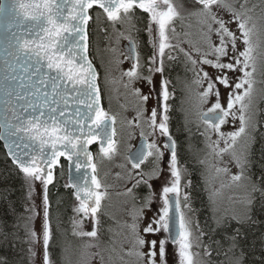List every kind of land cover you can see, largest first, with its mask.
Listing matches in <instances>:
<instances>
[{"label": "snow or ice", "instance_id": "obj_1", "mask_svg": "<svg viewBox=\"0 0 264 264\" xmlns=\"http://www.w3.org/2000/svg\"><path fill=\"white\" fill-rule=\"evenodd\" d=\"M193 11L192 16L200 17L206 28L204 38L211 41L214 34L219 43H209L210 53L193 58V51L199 53L198 48L187 51L180 47L179 42L173 44L171 32L176 33L175 22L181 18L180 12L172 0H13L10 5L0 3V13L7 17L6 34L0 45L4 53V84H3V115L0 116V139L5 141V147L12 159V163L23 174L27 185V198L30 206L26 211V232L32 244L42 239V264H52L49 253V243L53 238L50 220L49 185L54 182V171L60 166V158L69 162V182L66 188L73 189L78 204L73 208L76 217L72 220L73 235L97 238L101 224L99 214L102 201L107 193L96 176L97 167L92 162V153L88 146L100 142V154L111 159L116 151L115 122L116 117L110 115L101 105V90L97 83L96 73L92 61L88 57V23L93 19L90 10L100 9L111 22L113 27L117 23L135 27L137 10L146 13L148 24L146 31L149 42L156 51L148 57L144 64L140 62V54L136 51L137 44L129 37V53L133 55L134 63L131 69L124 73L129 83L135 80H146L152 83V75L165 72L164 57L166 49L179 48L193 66L209 65L217 70L215 77L201 67L196 72L195 83L204 86L199 92L201 104L210 103L206 111L200 113V120L218 136L210 146L219 149L217 154L234 150L241 138L245 139L242 151L237 155L233 152V160L240 172L232 176L235 182H245L247 189L246 211L243 217L233 216L232 219L240 227L226 237L228 247L217 255L228 258L229 264H246V253L242 241L246 239L241 228L245 224H255L252 210L259 201L264 209V163H261L260 174L251 173L252 146L256 142L260 121L251 112V96L253 91V73L256 71L254 63L253 34L255 24L252 23L251 12L255 8L249 7V0H189ZM221 12H227L231 19L225 20ZM100 13H97V19ZM235 24L236 30L230 28ZM156 32L153 38V32ZM239 33V34H237ZM123 35V33H121ZM187 35V33H185ZM238 42L243 45L239 50ZM231 53V54H230ZM215 59H208L207 55ZM228 57V62L222 58ZM169 60L174 57L169 53ZM229 72L242 73L235 80ZM146 73V74H145ZM169 81L161 82L162 96L165 101L171 97L168 91ZM228 90L226 106L221 103V91L217 85ZM127 86V85H126ZM141 101L146 102L148 96L141 95L140 89H134ZM214 97V101L210 98ZM169 107L164 105L163 113L157 109L151 111L148 126L152 133L157 131L160 136L167 137V143L161 146L155 141L146 142L129 158L132 170L141 169V165L149 162L151 170L145 172L130 171L129 178L132 187L143 185L149 190L143 197V204L133 216V223L129 226L132 233V247L125 252L134 255L138 264H168L166 259V244L176 245L178 264H195L193 253L192 221L186 216L185 209L192 212L190 194L181 190L182 169L178 166L177 145L169 132ZM239 113L240 127L233 132L224 133L221 126L231 117L237 119ZM143 112L137 113V118ZM223 141L224 147L219 148ZM165 150L170 152L168 170L171 181L162 187L159 194L163 201L158 219H154L143 228L144 233H167L165 239L152 240L150 247L144 251L145 239L141 236L137 221L142 217L152 197L151 180L159 178L163 169L161 163L165 157ZM151 158V159H150ZM264 161V150L261 153ZM88 169H91L89 174ZM73 170L75 175H73ZM228 170L217 169V172ZM39 182L42 188V230L37 234L30 227L33 218L39 216L35 200V185ZM190 181L188 184L190 185ZM127 192L131 193L132 188ZM85 220H91L92 230H84ZM153 224L156 227H153ZM217 225L223 227V222L217 220ZM196 228L199 229L197 223ZM206 235L200 230L197 237V247L202 246L204 255L211 258L212 248L202 244L200 238ZM219 245V242H215ZM264 249V239L261 240ZM95 247V245H89ZM31 257L36 252L29 248ZM96 255H99L97 253ZM103 260V257H101ZM260 264H264V256L260 257Z\"/></svg>", "mask_w": 264, "mask_h": 264}, {"label": "rangeland", "instance_id": "obj_2", "mask_svg": "<svg viewBox=\"0 0 264 264\" xmlns=\"http://www.w3.org/2000/svg\"><path fill=\"white\" fill-rule=\"evenodd\" d=\"M173 4L176 6L177 10L180 12L181 18L177 20L178 28L181 29L176 33L179 39V43L184 46L187 51H192L193 47L198 48L199 53L193 51V58L199 59L201 55L210 53L209 43H219L217 37L213 34L211 41L204 38V32L206 28L201 22L200 17L192 16L190 13H184L180 8L179 0H172ZM255 6L253 11L250 13L252 16V23L255 24L254 34L252 37L254 45V63L256 71L253 73V91L251 96L252 108L251 112L253 114L258 113V103L262 96V73L264 70V7L262 6V0H249V7ZM93 29L94 36L91 43V56L100 70V82L101 86L105 92L107 111L119 110L122 103L125 102V107L132 105L133 98L136 97L129 91V88L122 82L118 77H113L116 73L111 72V66L114 65L113 57L111 54V41L108 37L107 31L104 27L109 25L106 16L102 13L100 9H93ZM97 13H100L97 19ZM225 20H230L231 17L227 12H221ZM231 30L235 31V24L230 25ZM183 31V32H182ZM118 33L115 29H112L111 34ZM187 33V35H185ZM239 34V33H237ZM113 36V35H112ZM111 36V39H112ZM181 46V48H182ZM239 50H243V45L238 42ZM231 54V53H230ZM119 53L117 52V58H119ZM121 58V57H120ZM208 59H215L211 54L207 55ZM223 62H228V57L222 58ZM200 65V64H199ZM205 70H210V75L215 77L217 70L211 68L209 65H200ZM197 71L200 70L198 64L194 66ZM228 75L235 80L236 77L242 75L239 72H229ZM190 76V75H189ZM193 84L187 87L188 95L185 99L184 106V116L186 121L195 126L196 128H201V134L198 135L200 145L198 148L191 147V151L196 156V160L199 162L200 166V176L203 181L204 186L207 188L208 194L210 196L212 207L214 211L215 220H225L233 216L243 217L246 211V198L247 189L245 187V182H235L232 180V176L240 172L233 160V152L239 154L245 144L246 138H241L238 140L235 149L229 152L217 154L219 149L213 150L210 145L218 139V136L213 132L207 125L200 120V113L206 111L208 104H201L199 100V92L203 91L202 87L195 83L196 77L192 75ZM218 88L221 91V103L226 106L228 90L224 89L223 86L218 84ZM102 89V91H103ZM214 97L210 98V101H214ZM128 116V115H127ZM239 113L237 112V119L233 121L231 117L228 118V122L221 126V131L224 133H230L236 131L240 127ZM258 115H254L257 118ZM130 122L125 121L124 124L117 125V139H116V151L112 154L111 159L104 158L100 154V148L97 150L95 165L97 167L96 176L103 185L102 190H106V197L102 201L101 212L99 218L108 217V219H102V229L105 228V232L102 230L97 238L81 237L78 235H73V230L70 235H68L62 243L63 254L66 258L67 264H138V261L134 255H126L125 252L128 248L132 247V233L130 225L133 223V216L138 208L143 204L141 197L138 200L135 198L140 195L146 187L142 185V190L138 192H127L128 184L131 181L129 178L130 171H140L145 172L151 170L153 165L146 162L141 169L132 170V165L129 161L128 151L130 146L134 142L135 134L133 135L130 129ZM198 126V127H197ZM190 147V146H189ZM223 141L220 142L219 148H223ZM194 148V149H193ZM167 158L164 160V164L160 165L163 171L161 172L159 178H154L150 181L152 184V191L156 193L152 197L151 204L144 208L142 217L137 221L139 225V230L141 236L147 242L144 251H147L150 247V242L156 240L157 237L154 233H144L143 228L149 223H152L154 219H158L160 209L163 207V201L160 198V193L162 187L169 183L172 179L171 173L168 170ZM180 160V159H179ZM178 166L182 169L181 178V190L182 194L187 192V182L189 177H184L186 170V164L179 162ZM227 169V172L220 171L217 169ZM41 186V185H40ZM41 190L42 193V188ZM135 196V197H134ZM78 204L76 199L72 198V206L75 207ZM186 216L192 221L193 229V253H199L200 247H197L198 243L197 237H199V230L196 228L194 215L191 212L184 210ZM41 213V212H40ZM76 214L73 211L71 216V223ZM70 220V219H69ZM43 216L37 217L35 223V230L38 235H40L42 230ZM88 220L84 222V230L91 231L87 229ZM153 227H156L153 224ZM62 234V233H61ZM203 237L200 238L202 242ZM89 245H95V247H89ZM172 249H166L167 256L166 259L168 264H178V251L176 250V245H171ZM99 253V255H96ZM200 255V253H199ZM199 255H194L195 264H204L199 262ZM43 257V245L42 239L39 241V251L36 257V264H42ZM103 257V260H101Z\"/></svg>", "mask_w": 264, "mask_h": 264}, {"label": "trees", "instance_id": "obj_3", "mask_svg": "<svg viewBox=\"0 0 264 264\" xmlns=\"http://www.w3.org/2000/svg\"><path fill=\"white\" fill-rule=\"evenodd\" d=\"M181 10L184 13H191L193 8L189 0H179ZM264 7V0H262ZM92 19L90 21L91 37L94 36ZM177 22V21H176ZM176 23V29L179 31ZM183 32V31H182ZM180 44V43H179ZM182 45L180 44V47ZM182 48H184L182 46ZM185 49V48H184ZM179 50V48H178ZM180 52L179 61H175L172 65L175 71L181 75L186 72L187 60L183 52ZM189 61V60H188ZM190 62V61H189ZM262 96L258 103V116L260 121L259 131L256 135V142L252 146V167L251 173L255 176L260 174L261 153L264 150V70L262 73ZM175 130L178 135L180 147L182 149V160L186 164L184 177H189L187 182V192L190 194V202L194 215L195 225L199 224V231L203 230L206 235L203 236L202 244L209 245L212 248L211 258L204 255L203 247H200L199 262L204 264H229L228 258L224 255H217V252H223L228 247L227 236L231 235L235 228L240 227L236 221L230 218L223 220V227L217 225L214 217L212 202L208 194L207 188L204 186L200 172L199 162L191 151V147L198 148L200 141L198 135L201 134V128H196L188 121L182 111L174 115ZM190 146V147H189ZM97 154L98 147H94ZM193 148V149H194ZM54 182L50 184L48 196L50 204V220L53 230V238L49 243V253L52 264H67L63 254L62 243L64 239L72 233L73 227L71 216L73 215L72 198L73 189L66 188L68 183V162L62 159L60 166L54 171ZM39 182L35 185V195L33 199L37 206V211L41 212L39 216H35L29 225L35 229L37 217L42 216V193L39 189ZM41 188V186H40ZM27 198V185L23 174L12 163V159L8 156L3 142L0 139V264H36V257L39 251V242L32 244L26 232L27 217L30 215L26 208L30 206ZM255 224H245L241 231L245 234L246 239L242 241L246 255V264H260V257L264 256V249L261 246V240L264 239V209L259 206V201L252 210ZM108 219V217H103ZM100 221L102 224V219ZM70 219V220H69ZM100 224L98 234L102 225ZM36 231V230H35ZM62 233V234H61ZM215 242H219V245ZM36 252L35 257H31L29 248Z\"/></svg>", "mask_w": 264, "mask_h": 264}, {"label": "flooded vegetation", "instance_id": "obj_4", "mask_svg": "<svg viewBox=\"0 0 264 264\" xmlns=\"http://www.w3.org/2000/svg\"><path fill=\"white\" fill-rule=\"evenodd\" d=\"M93 17V13H92ZM94 19V17H93ZM175 22V28H176ZM148 24V16L146 13H142L140 10H137V19L135 20V27H130L127 24H120L117 23L115 27L110 23L106 27H104V30L107 31L108 37L111 41V54L113 59L114 65L111 66V72L116 73L115 75H112L113 77H118L122 80V82L127 85L129 88V91L132 92L133 95L136 97L133 98L132 105H129L128 107H125V102L122 103V106L119 107V110L117 111H107V104L105 103L107 100L105 98V92L104 89L102 91L103 94V100H104V110L108 112L110 115L116 117L115 122V130L117 133V125L124 124V122L127 120L130 122L131 126L130 129L133 128L132 133L135 134L134 142L130 146L129 152L135 148L141 138H146L147 142L155 141L157 144L161 146V149H163V145L167 143V137H163L159 135V132L157 131L155 134L152 133V129L148 126V118L151 115V111L155 108L158 110L159 113H163L164 105L167 104L169 107V111L167 115L169 116L168 126H169V132L172 135L173 139L176 141L177 145V158L179 162H184L182 160L181 152L182 149L180 147L178 135L175 130V123H174V115L178 113L179 110L182 111V114L184 115V106H185V99L188 95L187 87L191 84H193V78L191 79L192 75L194 78L196 76V68L191 64V62L188 61V59L182 60L183 63H187L186 72H183L181 75L178 74V69L174 68L172 65L175 61H179L180 52L178 48L174 49H166L165 50V57H164V66H165V72L163 74V77L160 73H154L152 75V83L149 84L146 80H135L131 83H129V79L127 76L124 75L125 72H127L129 69L132 68L133 63L135 62L133 59V55L129 53V37L131 40H134L137 44L136 51L140 54V62L141 64H144L148 57L152 56L153 53L156 51L153 49L152 44L149 42L150 37L148 32L145 30L146 26ZM112 29H115V34L112 33ZM91 32V28H90ZM123 33V35H121ZM113 35V36H112ZM169 35L172 37L171 42L173 44H176L179 42V39L177 36H174L171 32H169ZM112 36V39H111ZM156 32H153V38H155ZM93 37L90 35V43H92ZM184 47V46H183ZM186 50V49H185ZM117 52L119 53V58H117ZM171 54L174 59L169 60L168 54ZM121 57V58H120ZM172 63V64H171ZM199 68L201 66L198 64ZM203 68V67H202ZM175 69L177 71H175ZM210 74V70H205ZM146 74V73H145ZM190 75V76H189ZM168 80V91L171 93V97L165 101L162 96V89H161V82L162 80ZM206 84V83H205ZM218 87V85H217ZM140 89L141 95L148 96V100L146 102L141 101L139 97L135 94L134 89ZM143 112V116L140 118H137L138 112ZM128 115V116H127ZM117 139V135H116ZM95 147H100V145L97 143L94 145ZM169 158L170 159V152L165 150V157L164 160ZM151 159V158H150ZM164 160L161 163V165L164 164ZM185 163V162H184ZM146 164V163H145ZM144 165V164H143ZM141 165V167L143 166ZM133 182L130 181L128 184V188H132V193L138 192L140 189L142 190V185L140 187L133 188L132 187ZM149 193V190L145 188V190L140 194L137 195L135 198L139 201L141 197L147 196ZM93 227L91 220H88L87 229H91ZM154 235L157 237L156 241H159L161 239H165L168 235L167 233L163 232L161 230L160 232H155ZM170 242L166 244V249H172ZM167 256V251H166Z\"/></svg>", "mask_w": 264, "mask_h": 264}, {"label": "water", "instance_id": "obj_5", "mask_svg": "<svg viewBox=\"0 0 264 264\" xmlns=\"http://www.w3.org/2000/svg\"><path fill=\"white\" fill-rule=\"evenodd\" d=\"M12 2H13V0H0V3H3L4 5H10ZM90 15H91V10H90ZM6 24H7V17H6V15L4 13H0V41H2L4 35L6 34ZM89 24H90V21L88 23V37H89L88 38V57L92 61L93 67H94L96 73L98 74L97 83H98V85L100 87V90H101V105L104 108L103 94H102L101 84H100V80H99V70H98V67L96 66L94 60L92 59L91 53H90ZM3 59H4V53L2 51V45H0V116L3 115V103L2 102L4 100V93H3L4 80H3V77H4V74L5 73H4V63H3ZM114 127H115V125H114ZM113 139L116 141V136H114ZM1 141L3 142L4 147H5V141L3 139H1ZM146 142H147V140H146L145 137L144 138H141L139 140L137 146L135 148H133L129 152V154H128L129 155V158L131 156H133L140 149V147L142 145H144ZM97 143L100 145V142L97 141V142H94V143H92V144H90L88 146V150L92 153V156H93V161L92 162L94 164H95V152H94L93 146L95 144H97ZM5 149H6V152L8 154V149L6 147H5ZM8 156H9V154H8ZM62 159H65V158L64 157H61L60 158V162H61ZM88 172H89V174H91V169H88ZM73 175H75L74 170H73ZM68 182H69V162H68Z\"/></svg>", "mask_w": 264, "mask_h": 264}]
</instances>
